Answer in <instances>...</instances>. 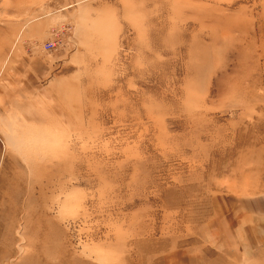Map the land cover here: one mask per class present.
Instances as JSON below:
<instances>
[{
	"label": "rangeland",
	"instance_id": "obj_1",
	"mask_svg": "<svg viewBox=\"0 0 264 264\" xmlns=\"http://www.w3.org/2000/svg\"><path fill=\"white\" fill-rule=\"evenodd\" d=\"M0 264H264V0H0Z\"/></svg>",
	"mask_w": 264,
	"mask_h": 264
},
{
	"label": "built area",
	"instance_id": "obj_2",
	"mask_svg": "<svg viewBox=\"0 0 264 264\" xmlns=\"http://www.w3.org/2000/svg\"><path fill=\"white\" fill-rule=\"evenodd\" d=\"M57 44H58L57 41H52V42L46 44V48L49 51H52V49H55L56 48Z\"/></svg>",
	"mask_w": 264,
	"mask_h": 264
}]
</instances>
